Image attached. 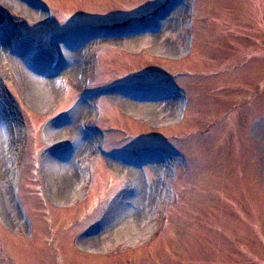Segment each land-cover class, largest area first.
I'll list each match as a JSON object with an SVG mask.
<instances>
[{
	"label": "rangeland",
	"instance_id": "1",
	"mask_svg": "<svg viewBox=\"0 0 264 264\" xmlns=\"http://www.w3.org/2000/svg\"><path fill=\"white\" fill-rule=\"evenodd\" d=\"M0 264H264V0H0Z\"/></svg>",
	"mask_w": 264,
	"mask_h": 264
},
{
	"label": "bare ground",
	"instance_id": "2",
	"mask_svg": "<svg viewBox=\"0 0 264 264\" xmlns=\"http://www.w3.org/2000/svg\"><path fill=\"white\" fill-rule=\"evenodd\" d=\"M29 4H26V8L28 10ZM159 24V23H156ZM68 47L65 48V57L61 60V67H59L60 71H68L72 74H77L78 73V61L76 59V51L71 49V46L68 45ZM70 49V50H69ZM76 49V48H75ZM24 81H22V84L27 88L29 95L33 101H38L42 99L44 96L45 92L50 88L51 86V79L48 77L42 78V81H40V78L36 77L35 75H30V74H24ZM151 96V95H149ZM156 98V95H152L150 100H154ZM158 98V96H157ZM156 98V99H157ZM74 150V148L72 149ZM61 161H59L56 164V167L58 168L57 170L61 172L60 174V181L58 186L59 190H64L66 187L67 181H66V176L63 174V171L61 170V165L59 164Z\"/></svg>",
	"mask_w": 264,
	"mask_h": 264
}]
</instances>
